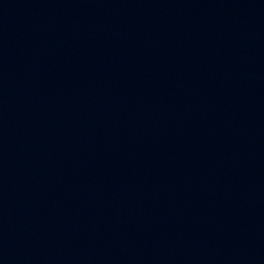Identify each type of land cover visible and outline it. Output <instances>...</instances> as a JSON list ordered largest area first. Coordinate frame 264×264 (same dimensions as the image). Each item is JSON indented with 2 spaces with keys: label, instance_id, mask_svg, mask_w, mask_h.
<instances>
[{
  "label": "water",
  "instance_id": "1",
  "mask_svg": "<svg viewBox=\"0 0 264 264\" xmlns=\"http://www.w3.org/2000/svg\"><path fill=\"white\" fill-rule=\"evenodd\" d=\"M0 264H264V0H0Z\"/></svg>",
  "mask_w": 264,
  "mask_h": 264
}]
</instances>
